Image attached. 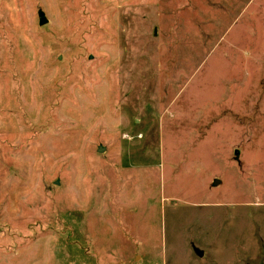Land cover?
<instances>
[{"label": "rangeland", "instance_id": "rangeland-1", "mask_svg": "<svg viewBox=\"0 0 264 264\" xmlns=\"http://www.w3.org/2000/svg\"><path fill=\"white\" fill-rule=\"evenodd\" d=\"M0 264H264V0H0Z\"/></svg>", "mask_w": 264, "mask_h": 264}, {"label": "water", "instance_id": "water-1", "mask_svg": "<svg viewBox=\"0 0 264 264\" xmlns=\"http://www.w3.org/2000/svg\"><path fill=\"white\" fill-rule=\"evenodd\" d=\"M39 23L42 25V24H45L46 22H47V18H46V16H45V12L43 11V10H39ZM104 149V147L103 146H99L98 147V150L99 151H102ZM238 155H239V151H236V157H238ZM219 183V181L218 180H216L215 181V184H218ZM198 253L200 254V255H202L203 254V252L202 251H198Z\"/></svg>", "mask_w": 264, "mask_h": 264}]
</instances>
